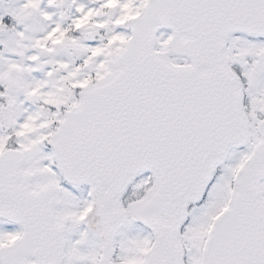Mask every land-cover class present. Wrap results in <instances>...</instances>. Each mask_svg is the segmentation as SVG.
<instances>
[{"label": "snow or ice", "instance_id": "1", "mask_svg": "<svg viewBox=\"0 0 264 264\" xmlns=\"http://www.w3.org/2000/svg\"><path fill=\"white\" fill-rule=\"evenodd\" d=\"M0 264H264V0H0Z\"/></svg>", "mask_w": 264, "mask_h": 264}]
</instances>
